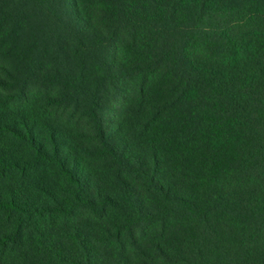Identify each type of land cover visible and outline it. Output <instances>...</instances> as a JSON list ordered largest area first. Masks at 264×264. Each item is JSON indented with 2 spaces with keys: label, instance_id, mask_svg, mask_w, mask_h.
I'll list each match as a JSON object with an SVG mask.
<instances>
[{
  "label": "trees",
  "instance_id": "obj_1",
  "mask_svg": "<svg viewBox=\"0 0 264 264\" xmlns=\"http://www.w3.org/2000/svg\"><path fill=\"white\" fill-rule=\"evenodd\" d=\"M0 264H264V0H0Z\"/></svg>",
  "mask_w": 264,
  "mask_h": 264
}]
</instances>
